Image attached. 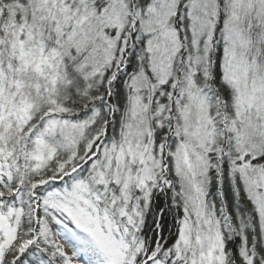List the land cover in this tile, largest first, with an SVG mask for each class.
I'll return each mask as SVG.
<instances>
[{
	"label": "snow or ice",
	"instance_id": "obj_1",
	"mask_svg": "<svg viewBox=\"0 0 264 264\" xmlns=\"http://www.w3.org/2000/svg\"><path fill=\"white\" fill-rule=\"evenodd\" d=\"M0 264H264V0H0Z\"/></svg>",
	"mask_w": 264,
	"mask_h": 264
}]
</instances>
